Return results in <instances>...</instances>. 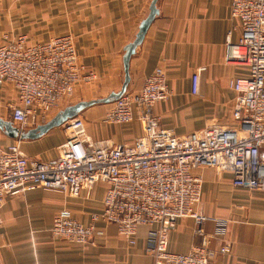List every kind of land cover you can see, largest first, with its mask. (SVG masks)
<instances>
[{"label": "crops", "instance_id": "obj_1", "mask_svg": "<svg viewBox=\"0 0 264 264\" xmlns=\"http://www.w3.org/2000/svg\"><path fill=\"white\" fill-rule=\"evenodd\" d=\"M151 1L0 0V43L19 35L33 43L70 34L80 60L97 75L95 89L109 90V94L121 87L124 48L135 39ZM229 5L230 0H157L158 13L130 56L126 88L130 92L139 91L156 69L165 71L169 98L155 103L153 113L177 135L208 123H233L235 92L230 80L240 69L224 61V51L228 33L235 42L239 28L230 17ZM200 68L204 69L199 72L198 92L193 94L192 75ZM11 103L18 104L15 89L0 81L1 118L11 120ZM106 109L85 111L86 133L92 138L131 142L143 133L137 120L120 129L100 123ZM33 127L28 124L25 129ZM64 141L62 125L36 139L10 138L0 130L3 146L19 142L26 156L39 161L53 160L56 147ZM198 173L203 179L198 208L209 217L205 232L214 233L216 219L226 220L225 233L210 238L209 245L231 244L230 253L217 254L215 263L264 264V192L235 187L230 173L218 174L213 168ZM104 188L98 182L78 196L35 188L6 197L0 209V264H152V256L145 250L146 226L139 227L134 245H128L114 225L102 221L96 223L99 231L85 245L51 234L54 216L62 209L78 221L88 222L89 215L101 208ZM200 242L193 219L184 217L170 231L167 248L184 254Z\"/></svg>", "mask_w": 264, "mask_h": 264}, {"label": "built area", "instance_id": "obj_2", "mask_svg": "<svg viewBox=\"0 0 264 264\" xmlns=\"http://www.w3.org/2000/svg\"><path fill=\"white\" fill-rule=\"evenodd\" d=\"M230 17L238 22L239 36L225 39L224 61L236 65L239 75L230 80L235 92L230 125L211 123L177 135L162 126L153 105L169 98L165 71L156 69L137 92H125L113 101L101 119L106 125L128 126L137 120L143 133L131 142L94 139L79 117L64 125L65 141L50 161L26 156L19 142L0 143V209L8 196L35 188L78 196L95 183L105 185L98 212L88 222L62 209L54 216L51 234L78 245L98 233L96 223L115 226L128 245L146 226L145 250L152 264H216L217 254H229L231 244L212 248L209 239L225 233L226 220L211 235L204 230L209 219L199 209L203 168L230 173L232 185L264 192V0H230ZM200 68L192 75L191 92H198ZM96 73L80 60L70 34L27 43L25 35L0 43V81L15 89L18 104H10L13 125L44 123L49 113L72 97ZM190 217L201 242L187 253L167 248L169 233L179 219ZM2 218L0 216V226Z\"/></svg>", "mask_w": 264, "mask_h": 264}, {"label": "water", "instance_id": "obj_3", "mask_svg": "<svg viewBox=\"0 0 264 264\" xmlns=\"http://www.w3.org/2000/svg\"><path fill=\"white\" fill-rule=\"evenodd\" d=\"M156 1L157 0L151 1L150 12L148 16L140 23L135 39L131 43L126 45L124 48V55H123L124 78L121 87L118 91H112L105 97L95 98L90 100H82L75 104L68 105L63 109L58 110L55 113V115H53V117H51L46 122L38 124L30 129L19 130V128L13 125V123L10 120H5L0 117V130L3 131L4 134L10 138L36 139L44 135L50 129L61 126L65 124L67 121L75 118L80 112H82L87 107H90L95 104L110 103L121 97L125 93L127 85L130 80L128 73V63L130 56L134 53L136 46L142 41L148 26L150 25L156 14L158 13V10L156 8Z\"/></svg>", "mask_w": 264, "mask_h": 264}, {"label": "rangeland", "instance_id": "obj_4", "mask_svg": "<svg viewBox=\"0 0 264 264\" xmlns=\"http://www.w3.org/2000/svg\"><path fill=\"white\" fill-rule=\"evenodd\" d=\"M96 81L94 80L92 83H89V84H83L82 85V87H80L79 89H77L76 91H75V93L73 94V96L72 97H70V98H68V100L67 101H65V102H63V103H61L60 104V109H63L64 107H66V106H68V105H72V104H75V103H77V102H79V101H82V100H90V99H95V98H101V97H104L105 95H107L108 93H107V91H109V90H106V89H101V90H98V88L97 89H95V85H96V83H95ZM120 87H118V89H119ZM114 90H117V89H114ZM127 92H130L129 90H126ZM125 91V92H126ZM112 103L113 102H110V103H102V104H95V105H93V106H90L91 108H87V110H84V112H83V114H82V112H80L76 117H79L80 119H82L84 122L86 121V118H85V111H89L88 109H99V111H101V109H103V108H107L103 113H101V117L99 118L100 120H99V122L100 123H102L101 122V119H102V117L104 116V114L112 107ZM59 109V110H60ZM58 111V110H57ZM56 111V109H53L50 113H49V115H48V117H47V119L45 120V122L47 121V120H49L51 117H53V115H55V113L57 112ZM6 120V119H5ZM98 122V121H97ZM39 124H41V123H39ZM208 124H211V123H208ZM220 124H224V123H220ZM102 125H104V124H102ZM63 126V130L65 131V129H64V127H65V125L63 124L62 125ZM107 126H111L112 128H114V126H117V128H119V126L118 125H107ZM120 129V128H119ZM64 134H65V132H64ZM1 143V142H0Z\"/></svg>", "mask_w": 264, "mask_h": 264}]
</instances>
